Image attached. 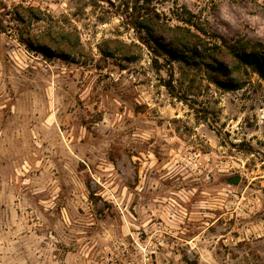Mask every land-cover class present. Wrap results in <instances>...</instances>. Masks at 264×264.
Listing matches in <instances>:
<instances>
[{"label": "rangeland", "instance_id": "obj_1", "mask_svg": "<svg viewBox=\"0 0 264 264\" xmlns=\"http://www.w3.org/2000/svg\"><path fill=\"white\" fill-rule=\"evenodd\" d=\"M154 12L264 43V0H0V264H264V83L169 62Z\"/></svg>", "mask_w": 264, "mask_h": 264}, {"label": "trees", "instance_id": "obj_2", "mask_svg": "<svg viewBox=\"0 0 264 264\" xmlns=\"http://www.w3.org/2000/svg\"><path fill=\"white\" fill-rule=\"evenodd\" d=\"M24 13L30 10L22 9ZM157 13L142 14L135 19V27L144 30L147 40L155 48L163 52L169 62L182 61L188 66L198 68L204 62L211 73V80L219 87L227 90L240 89L243 84L242 75L255 74L264 83V43L256 40L239 38L232 43L221 39L220 43L212 44L186 27L174 28L159 23ZM188 25L190 22H186ZM194 26V25H191ZM202 32V31H201ZM205 35V33H203ZM30 47H32L29 44ZM47 59L59 54L66 55L71 44L64 34L49 36L45 43L32 47ZM153 62L157 65V60ZM168 91L173 89L170 81L165 83Z\"/></svg>", "mask_w": 264, "mask_h": 264}, {"label": "water", "instance_id": "obj_3", "mask_svg": "<svg viewBox=\"0 0 264 264\" xmlns=\"http://www.w3.org/2000/svg\"><path fill=\"white\" fill-rule=\"evenodd\" d=\"M238 182H239V177H231L227 181V183L231 185H237Z\"/></svg>", "mask_w": 264, "mask_h": 264}]
</instances>
